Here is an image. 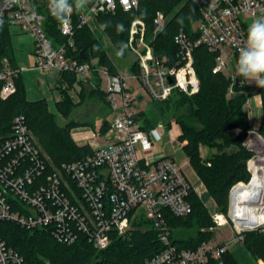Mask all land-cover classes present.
I'll return each mask as SVG.
<instances>
[{
    "label": "built area",
    "instance_id": "built-area-1",
    "mask_svg": "<svg viewBox=\"0 0 264 264\" xmlns=\"http://www.w3.org/2000/svg\"><path fill=\"white\" fill-rule=\"evenodd\" d=\"M192 1L200 3V17L192 24L197 35L191 37L182 28L175 32L173 41L178 52L171 64L156 56L152 45L144 39L143 21L139 18L131 21L127 47L139 72L123 76L93 64L92 60L79 62L68 54V48L74 44L72 15L66 28L59 24L66 40L54 45L44 29V13L39 9V5L48 9V2L21 0L12 4L0 0V24L18 27L26 34L32 43L33 67L43 72L70 71L77 80L93 86L97 76L112 112L105 143L93 145L92 153L80 159L51 166L49 170V156L38 146L24 116L15 115L10 134L0 138V221L8 220L29 230L45 228L64 244H71L83 235L95 248L102 249L109 244L112 231L124 234L131 221L140 217L150 222L162 244L157 253L145 259V264H207L210 259L221 260L228 249L226 241L211 238L195 249L179 248L171 241L162 209L175 216L187 215L191 211L189 197L195 187L172 156L155 150L157 132L139 126L132 103L136 95L126 81V77L134 78L155 101L169 98L174 90L193 94L199 88L193 65L194 48L203 44L217 52L212 72H222L226 70L225 55H228L223 50L227 49L234 58L246 40L248 24L257 16L264 17V0ZM137 4L138 0H93L80 10L79 25L90 23L98 12H113L117 7L132 10ZM30 9L37 13L31 20L26 18ZM164 22L165 16L157 11L153 36ZM25 69L12 65L6 56L0 59V98L15 91V77ZM231 76L234 80L235 76ZM249 110L246 108V113ZM242 144L251 152L246 161L250 177L231 186L229 210L233 188L239 183L247 185L256 175L260 184L246 195L241 210L250 214L254 206L255 212L264 214V137L251 128ZM211 217L216 227L227 223L222 212L217 211ZM234 228L240 240L241 231L263 229L264 218L243 229L234 222ZM0 264H24L22 255L1 236Z\"/></svg>",
    "mask_w": 264,
    "mask_h": 264
},
{
    "label": "trees",
    "instance_id": "trees-1",
    "mask_svg": "<svg viewBox=\"0 0 264 264\" xmlns=\"http://www.w3.org/2000/svg\"><path fill=\"white\" fill-rule=\"evenodd\" d=\"M93 0H89V6ZM44 13V29L54 45L66 40L59 30V23L49 14L48 9L39 5ZM200 3L192 0H138L137 7L123 10L117 7L113 12L104 11L95 14L88 24L79 25L78 14L72 13L74 28V44L68 48V54L79 62L96 60V65L108 68L111 73H118L113 57L122 60L129 52L127 40L131 21L139 18L144 23V39L149 41L153 52L165 58L168 64L177 57V46L173 41L175 32L182 28L191 37L197 35L192 24L200 17ZM160 11L165 16L161 29L153 36L154 18ZM95 26V29L91 26ZM7 23L0 24V59L9 58L12 65H18L11 45L10 30ZM100 37L109 42L111 55ZM217 52L199 44L193 50V65L199 81L198 91L187 95L174 90L172 95L163 100L155 101L164 106L173 105L180 112L176 121L180 125V140H185L182 149L188 162L198 178L206 187V195L213 198L220 211L226 212L228 191L237 181H248L250 173L246 161L251 152L242 144L251 123L248 114L242 109L247 97L259 94L261 98L262 117L257 131L264 137V88L255 84H242L241 76L236 75L238 82L233 80L232 86L237 91H244L227 97L231 75L224 72H212ZM238 54H234L236 62ZM131 73L137 74L139 67L136 61L129 64ZM96 75V73H95ZM95 85L89 92L97 96L109 108L105 93L99 88V79L94 76ZM15 91L8 97L0 98V138L11 132V124L15 115L24 116L28 128L43 151L49 156L51 166H60L63 162H71L92 153L88 144H77L70 134V129L78 125H90L88 121H67L59 124L55 113L47 108L44 98L28 99L25 94L22 73L15 77ZM232 82V80H231ZM79 101L74 102L68 91L75 85ZM56 87L60 98L55 101L57 111L66 118L73 107L84 100L85 83L77 80L75 73L58 72ZM143 112L135 115L141 118ZM144 120H148L144 118ZM141 120L140 127L146 128ZM146 122V121H145ZM195 123L200 125L199 128ZM109 121L102 122L99 130L105 132ZM237 132L229 134V130ZM200 146L215 151L202 158ZM191 211L185 216H175L166 208L162 209L170 227V239L179 248L195 249L202 241L213 238L211 227L214 222L203 204V198L194 192L189 197ZM176 229L190 230L193 233L185 236L176 234ZM240 246L226 250L221 260L210 259L207 264H258L264 262V228L241 231ZM0 236L6 243L17 250L23 257L24 264H145V259L157 253L162 244L156 231L146 219L137 217L131 221V227L124 234L110 233L109 244L102 249L95 248L83 235H79L71 244L60 243L45 228L25 229L8 220L0 221ZM247 252V253H246Z\"/></svg>",
    "mask_w": 264,
    "mask_h": 264
},
{
    "label": "rangeland",
    "instance_id": "rangeland-1",
    "mask_svg": "<svg viewBox=\"0 0 264 264\" xmlns=\"http://www.w3.org/2000/svg\"><path fill=\"white\" fill-rule=\"evenodd\" d=\"M37 1L39 3L48 2V0H37ZM257 18H261V16H257L255 19ZM91 26L95 29V26H93L92 23H91ZM9 30H10L11 45L13 47L14 55L16 57L18 66L19 67H29L28 70L22 71V77H23L26 97L28 99L44 98L46 101L47 108L53 113H55L57 122L59 124H63L70 120L76 121L78 123L83 122V121H88L90 123L89 126L92 129V131L96 132V135L93 138L94 140H92V142L90 143L92 144L94 143L100 144L101 142L105 143L107 139L106 138L107 133L109 131L102 132L99 130V127L101 126L104 119L111 120L112 112L107 108V106L103 103V101H101V99L97 96V93L91 94L89 92V88H92L94 86L85 83V87L87 90H86V94L84 95V100H82L77 105H75L72 111L70 112V114L66 118H64L57 111L56 106H55V101L60 98V93L58 89L56 88L57 72L54 70H50L49 72L48 71L43 72L36 68L31 69V66L33 64V58L30 53V50L32 48L31 41L29 40V38L26 36L25 33L20 31L18 27L13 26V27H10ZM100 40L107 47L111 55L112 51L109 48V42L107 41V39L100 37ZM225 57H227V66H226L227 71H225L224 69L222 72H224L225 74L233 73L237 75L235 71V63L232 61L230 62V57L232 56L225 55ZM133 59H134V55L131 52H128L126 57L122 60H117L115 57H113V61L117 65L118 73H120L123 76H129V64ZM92 63L95 64L96 62L92 60ZM240 80L242 81V84H247L246 80L243 77H241ZM126 81L129 85H131L136 95L132 102L134 105L133 108L136 114L138 112H143L141 113L142 119L139 118L137 120L140 123L141 120L143 121L144 118H147L148 120L143 121L146 127L145 129H151L152 131L154 130L159 135L158 139L154 142L155 150L164 152L166 155H170L174 158L175 162L179 165V167L181 168L182 172L185 174L187 179L194 185L195 187L194 193L196 194V196L199 198H203V204L206 207L210 216H212L217 211L222 212L218 209L217 204L213 200V198L206 195L207 191H206L205 185L198 178L194 169L189 164L187 156L185 155L182 149V146L186 141L180 140L179 134L181 132V129H180L179 123L176 121V115L180 112V110H176L175 109L176 107H174L173 105L164 106L161 103H156L153 100H151L143 92V90L141 89V87L138 85L137 81L134 78L127 77ZM232 83H233V79L231 76L230 85L226 91L227 97L236 95L238 93H244V91L235 90L232 86ZM80 87L81 85L79 86L75 85L73 88H71V91H68L69 95L72 97L74 102H78L80 100L78 96V90L80 89ZM252 95H249L247 98H249ZM250 107H251L250 104L246 103L245 101L242 109L246 110V108L250 109ZM195 126L197 128L200 127L198 123H195ZM258 126L254 127L251 125V128L258 129ZM228 132L229 134H231L237 131L234 129L232 130L230 129ZM37 144L42 149V147L40 146L38 142ZM199 149H200L199 154L202 158H206L207 156L211 155L215 151V149H208L205 146H200ZM229 192H230V189L228 191L227 210L226 212H222L227 219V223L219 227L218 226L216 227V225H213L211 227V230L214 233V236H213L214 240L226 241L228 244V250H233V249H236L238 246H240L241 242L237 238V231L234 228V221L232 220L231 215H230V210H229L230 194ZM174 232L176 234L185 236L187 234L193 233L194 231L193 229H190V230L176 229ZM260 262L264 264L263 260L258 259L257 263L260 264Z\"/></svg>",
    "mask_w": 264,
    "mask_h": 264
},
{
    "label": "clouds",
    "instance_id": "clouds-1",
    "mask_svg": "<svg viewBox=\"0 0 264 264\" xmlns=\"http://www.w3.org/2000/svg\"><path fill=\"white\" fill-rule=\"evenodd\" d=\"M21 0H9L19 4ZM89 0H48L49 14L63 27L69 25L74 11L84 9ZM26 17L36 18V10L30 9ZM235 71L245 80L254 81L258 87L264 88V17L254 19L247 27L246 40L238 49Z\"/></svg>",
    "mask_w": 264,
    "mask_h": 264
},
{
    "label": "crops",
    "instance_id": "crops-1",
    "mask_svg": "<svg viewBox=\"0 0 264 264\" xmlns=\"http://www.w3.org/2000/svg\"><path fill=\"white\" fill-rule=\"evenodd\" d=\"M10 27H13V26H9V28ZM223 52H224V54H228L229 56H232V55L229 54V51L227 49H224ZM30 53H31V50H30ZM231 61L235 63V59L232 58V57H230V62ZM25 68H26L25 70H28L29 67H25ZM32 68H34L33 64L31 66V69ZM25 70H23V71H25ZM225 71H227V70H225ZM229 74L231 75L233 73H229ZM129 75H131L130 70H129ZM233 76H235V78H236V74H233ZM57 77H58V72H57ZM56 80H57V78H56ZM246 82H247V84H254L255 83L254 81H249V80H246ZM69 91H71V90H69ZM246 103L250 104V106H251L249 112H247L248 113V118H249V121H250L251 125L254 126V127L258 126L260 124L261 117H262V106H261L260 95L259 94H254V95L250 96L249 98H247ZM105 120H107V119H105ZM70 134H71V137L73 138V140L75 141V143H77V144H88L91 147H93V145L94 146L98 145V144H95V143L94 144L90 143V142H92V140H94L93 138L95 137L96 132L92 131V129L90 128L89 125L85 124V125L73 126L70 129ZM103 143L104 142H101L100 144H103Z\"/></svg>",
    "mask_w": 264,
    "mask_h": 264
},
{
    "label": "bare ground",
    "instance_id": "bare-ground-1",
    "mask_svg": "<svg viewBox=\"0 0 264 264\" xmlns=\"http://www.w3.org/2000/svg\"><path fill=\"white\" fill-rule=\"evenodd\" d=\"M256 178V175H254L250 183L247 185L239 183L232 190L230 215L236 226L241 229L255 226L264 218L262 217L264 214L253 210L254 206H252L250 214L244 213L241 210L242 202L246 198V195L253 191L257 184H260Z\"/></svg>",
    "mask_w": 264,
    "mask_h": 264
},
{
    "label": "water",
    "instance_id": "water-1",
    "mask_svg": "<svg viewBox=\"0 0 264 264\" xmlns=\"http://www.w3.org/2000/svg\"><path fill=\"white\" fill-rule=\"evenodd\" d=\"M169 81H171L170 78H169ZM235 83H236V84H240V82H238V78H237V77L235 78Z\"/></svg>",
    "mask_w": 264,
    "mask_h": 264
}]
</instances>
